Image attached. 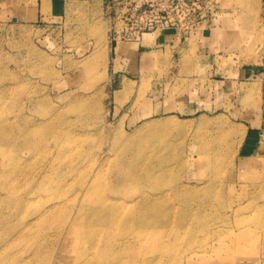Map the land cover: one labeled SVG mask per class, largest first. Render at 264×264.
I'll return each mask as SVG.
<instances>
[{
	"label": "rangeland",
	"instance_id": "1",
	"mask_svg": "<svg viewBox=\"0 0 264 264\" xmlns=\"http://www.w3.org/2000/svg\"><path fill=\"white\" fill-rule=\"evenodd\" d=\"M212 2L136 38L108 0H1L0 264H264V0ZM168 29L176 54L153 45ZM157 197L169 208L142 206ZM97 199L139 219L82 229ZM44 204L82 230L5 249V226L40 225Z\"/></svg>",
	"mask_w": 264,
	"mask_h": 264
},
{
	"label": "bare ground",
	"instance_id": "2",
	"mask_svg": "<svg viewBox=\"0 0 264 264\" xmlns=\"http://www.w3.org/2000/svg\"><path fill=\"white\" fill-rule=\"evenodd\" d=\"M149 37L150 36L146 34L144 36V39L146 40ZM225 134H227V138L230 135L228 133H225ZM202 144L207 146V147L208 146L211 147L209 141L207 143L204 141V142H202ZM210 161H213V157L209 155L207 162L210 164L211 163ZM159 168H161V167H159ZM134 176H135V174H133V172H131L130 177L128 175L126 178H124L123 179L124 182L122 181L124 183V186L128 187V184H130V183L133 184L134 178H135ZM64 184L65 183L63 182V180L59 181V182H57L55 184V186H53L52 189H54L57 193H62L65 196L66 193L64 192V189H65ZM180 190H181V188H180ZM170 198L171 197H169V199ZM149 200L150 201L146 200L145 202H143L142 206H144L147 210H151V212L154 209H157V211L158 210H163V207H164L163 205H165L166 208H169L166 204H164V200L161 199V197H157L155 199H149ZM94 202H95V205L90 209L91 212H92L93 218H91V219L89 218L91 216V214L88 215L86 213L84 215L83 214L81 215L82 218L85 221L88 222V224L86 223L85 227L83 226L82 229L96 228L97 225H94V224L91 225L90 224L91 222H94V220L100 221V223L102 222L103 225L107 224L108 226H119V227L129 226V227H133L136 224V222H137L136 218L139 219V216H136V212L134 211V210H136V208L135 207H129L128 205H125L124 204L125 202L121 203V202H116V201H113V200L106 201L104 199H97ZM52 206L53 205L46 206V204H44V206H41L38 209L37 214L40 215V217H41V222L39 223L40 225H38V226L37 225L36 226L32 225L33 223H31V219L26 220L25 218H23V220H22V222L20 224V225H22L21 228H16L15 227V228L12 229V226H10V224L8 223L5 226L6 228L4 229V231L2 230V233H3V235H2L3 236V242L2 243H5V249H7L8 247L11 248L14 245H16V241L17 240H27V241L29 240L32 243H38L45 236V234H46L45 232L47 231L46 228L49 225L52 226V228H55V227H60L61 228V227H64V226L65 227H70L71 231H69V232L71 233V235L72 236H74V235L77 236L76 232H78V230L79 231L82 230V229H80L82 227L81 224L78 223L79 222V216L78 217L77 216H75V217L73 216V218H71L70 217L71 215H67L68 216L67 218L65 217L64 220H59L58 221V218H59L60 215L58 216L57 213H55L54 211H51ZM148 214H150V213H148ZM5 216H6V214H0V218L1 217L4 218ZM89 221H90V223H89ZM138 222L141 225H146V226L150 225V224L158 225V223L159 224L160 223H166V222H158V220L151 221V219L147 220L146 218L145 219L141 218ZM42 229H45V230L43 232H41ZM39 231H40V233L36 234ZM56 231H58V230H56ZM63 242L65 244L66 241H63ZM97 248H98L97 244H94L93 251L98 250ZM6 252L7 251H5V250L3 251L4 254ZM20 256H21V254L14 255L13 256V261L16 260V261L20 262V260H21ZM67 256L68 257H66V258H70L71 257V255H67ZM116 259H118V260H116ZM119 260L120 259L116 257L112 263L114 264V262H118ZM32 261H33L32 259H29V260L27 259L26 263L27 262H32ZM26 263H24V264H26ZM70 263L73 264V262H69V264ZM100 263H101V260H98L97 262H95L94 260H89V257H88L85 261L83 260L82 262H78V263H75V264H100ZM55 264H58V262H55Z\"/></svg>",
	"mask_w": 264,
	"mask_h": 264
},
{
	"label": "built area",
	"instance_id": "3",
	"mask_svg": "<svg viewBox=\"0 0 264 264\" xmlns=\"http://www.w3.org/2000/svg\"><path fill=\"white\" fill-rule=\"evenodd\" d=\"M108 4H122L120 14L130 24L128 35L139 38L159 28H191L203 16L196 15L194 4L214 3L212 0L207 3L199 0H108Z\"/></svg>",
	"mask_w": 264,
	"mask_h": 264
},
{
	"label": "crops",
	"instance_id": "4",
	"mask_svg": "<svg viewBox=\"0 0 264 264\" xmlns=\"http://www.w3.org/2000/svg\"><path fill=\"white\" fill-rule=\"evenodd\" d=\"M12 1V0H9ZM46 4H68L67 0H45ZM1 4V0H0ZM12 4H44V0H13ZM176 33L174 29H168V32H164L160 34L158 37L156 36L155 39L153 40V45L155 47H159L163 50H166L167 45L172 46V52L173 54H176L180 49L179 46L180 44H175V41L177 40V36H175ZM148 45V44H147ZM145 44H142V47H148Z\"/></svg>",
	"mask_w": 264,
	"mask_h": 264
}]
</instances>
